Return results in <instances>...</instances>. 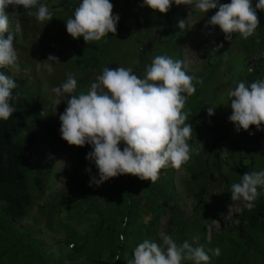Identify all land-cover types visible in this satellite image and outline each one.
I'll use <instances>...</instances> for the list:
<instances>
[{"label":"rangeland","instance_id":"obj_1","mask_svg":"<svg viewBox=\"0 0 264 264\" xmlns=\"http://www.w3.org/2000/svg\"><path fill=\"white\" fill-rule=\"evenodd\" d=\"M73 1L76 7L82 2ZM110 2L118 23L139 18V29L109 33L92 42L96 48L83 55L66 44L69 10L64 0H38L28 10L35 13L39 5H46L51 21L38 22L22 6L5 10L17 14L10 16V31L18 62L0 68V73L18 85L13 93L23 91L39 102L37 113L52 118L58 134L42 131L32 146L44 185L40 192L31 181L32 204L26 216L13 223L0 204V264H127L143 240L162 243L161 233L178 244L187 240L192 247L203 246L206 252L219 248V257L208 253L210 264H264V232L249 229L241 235L238 226L246 206L231 200V185L239 182L232 165L248 164L253 155L256 171H264V125L259 131L251 126L237 132L229 121L232 109L227 95L241 81L250 85L264 80L260 62L264 11L258 10L259 25L252 36L244 39L236 33L227 40L218 26L205 27L218 9L200 12L194 8L195 0L191 6L173 3L166 14L142 6L143 0ZM257 2L252 0L253 5ZM180 20L188 21L184 30L177 26ZM49 55L60 62L51 74L40 64ZM157 55L183 61L184 71L196 78V91L182 109L188 113L185 123L193 129L189 161L179 169L162 168L154 183L122 175L99 186L91 184L93 177H99L95 163L86 159L92 147L69 146L62 140L59 116L69 94L57 97L52 89L71 73L77 80L73 94L86 93L105 67L131 68L142 78ZM208 107L214 108L211 117ZM124 146L121 143V150ZM193 174L198 175L195 180ZM202 188L206 194L199 204L197 193ZM84 190H100V195L89 200ZM128 217L133 221L130 225L125 224Z\"/></svg>","mask_w":264,"mask_h":264},{"label":"clouds","instance_id":"obj_2","mask_svg":"<svg viewBox=\"0 0 264 264\" xmlns=\"http://www.w3.org/2000/svg\"><path fill=\"white\" fill-rule=\"evenodd\" d=\"M173 3L191 6L194 0H143L142 6L166 14ZM37 4L38 0H0V68L17 66L18 62L15 37L10 31V16L17 14L10 15L5 10L9 6H22L28 11ZM113 7L110 0H82L73 18L66 21L67 33L73 39L83 37L86 44L100 41L109 33L115 34L120 18L113 14ZM194 8L203 13L218 9L205 27L218 26L227 40L236 33L248 39L258 28L257 10L264 11V0H258L255 7L252 0H231L227 4H221L220 0H195ZM28 14L35 15L38 22L52 20L46 5L41 4L35 13L28 11ZM187 22L180 20L177 26L184 30ZM4 33H8L6 39ZM40 64L51 74L54 65L60 62L49 55ZM185 67L181 60L157 55L142 78L131 68L105 67L86 93L73 94L77 80L71 73L61 86L52 89L57 97L69 94L67 107L59 116L62 140L69 146L82 148L88 144L92 147L86 159L95 163L99 177H93L91 184L99 186L122 175L154 183L162 168L179 169L189 161L188 141L193 129L185 123L188 113L182 109L187 98L196 91L193 83L196 78L188 75ZM16 88L18 85L11 77L0 73V120L6 121L16 112L12 103L17 99L13 96ZM227 95L232 109L229 121L236 131H248L251 126L262 130L264 80L257 79L250 85L241 81L229 89ZM207 114L214 115V108L208 107ZM121 143L125 145L123 150ZM260 186H264V171L246 172L239 182L231 185V200L242 201L252 210ZM160 240L162 243L143 240L134 248L133 258L127 264H182L187 260L210 264L209 252L216 257L221 254L219 248L206 252L203 246L192 247L187 240L178 244L166 233L160 234Z\"/></svg>","mask_w":264,"mask_h":264},{"label":"trees","instance_id":"obj_3","mask_svg":"<svg viewBox=\"0 0 264 264\" xmlns=\"http://www.w3.org/2000/svg\"><path fill=\"white\" fill-rule=\"evenodd\" d=\"M117 2L125 0H116ZM67 4L69 14L67 19L73 18L76 6L73 0H64ZM255 7V5H253ZM260 11L257 10V16ZM139 18L134 20L123 19L117 24L115 34L132 33L139 29ZM224 34V33H223ZM79 55H83L87 49H95L96 45L92 42L85 43L83 37L73 39L69 36L66 41ZM260 62L264 63V54ZM17 99L13 100V106L16 112L6 121L0 120V204L3 206V212L8 219L17 223L22 220L32 204L31 181L38 191H43L44 176L41 168L34 162L35 144L39 134L42 131L58 134V128L52 118L38 114L37 108L39 102L31 99L23 91L13 93ZM233 145L232 142H230ZM250 163L245 165H232L240 177L246 172L256 171L253 155H249ZM197 174L192 175V179L197 178ZM258 198L254 202L255 207L252 210L244 208L240 217L238 232L244 235L247 230H261L264 232V186L258 187ZM85 197L92 199L100 195V190L91 192L84 190ZM206 194L204 188L197 193L199 204L204 203L203 196ZM132 216L130 211L129 217ZM128 219L126 225L132 224Z\"/></svg>","mask_w":264,"mask_h":264}]
</instances>
